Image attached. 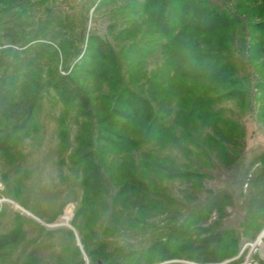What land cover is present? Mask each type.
I'll use <instances>...</instances> for the list:
<instances>
[{
  "label": "trees",
  "instance_id": "obj_1",
  "mask_svg": "<svg viewBox=\"0 0 264 264\" xmlns=\"http://www.w3.org/2000/svg\"><path fill=\"white\" fill-rule=\"evenodd\" d=\"M15 2L0 9V31H5L2 37L11 45L22 38L18 30L25 14V9ZM126 8L129 16L148 17L151 38L144 37L136 48L117 51L108 40L92 36L85 52L77 51V57L82 55V50L84 54L70 73L61 74L53 67L41 74L34 62L47 58V54L58 56L50 45L43 44L46 51L41 50L39 54L45 51L44 55L36 57L24 71L12 66L17 49H0V154L11 156L25 139L39 131L37 115L42 108V93L52 89L65 107L62 118L75 108L77 118L82 119L71 168L80 175L83 191L76 217L88 212L86 234L72 223L83 236L88 263L75 247L70 255H63L60 264H160L178 259L222 263L230 260L240 252L236 232L225 230L191 239V228L206 222L211 211L206 208L181 214L177 209L171 210L179 206V202L168 195L163 183L176 180L200 183L208 177L204 169L212 165L213 158L225 165L240 159L245 129L215 108L223 102L234 101L247 112L252 104L251 79L238 76L233 47L236 35L241 40L240 52L258 76L256 88L264 106V61L258 59L261 55L264 57V21L255 23L236 7L231 13L221 12L203 0H145L143 5L132 2ZM257 34L259 41H254ZM84 38L85 34L82 40ZM29 42L31 40L25 39L21 45ZM159 47L163 55L161 66L150 74H137L145 56ZM128 51L140 59L134 63L135 72L133 64L127 60ZM123 66L128 78L122 72ZM68 70L69 67H65V71ZM83 72L93 73L104 81L110 94L94 101L75 80L74 75ZM171 115L174 116L172 123L169 122ZM60 136L66 144L65 129ZM152 144L158 149L178 147L189 161L179 163L174 156L158 157L150 152L136 162L133 152ZM111 156H120V160L111 161ZM110 186L116 189L113 195ZM133 198L146 202L136 204ZM110 211L115 214L112 226L98 233L95 226L102 215ZM170 211L164 232L146 246L137 248L126 240H108L119 235H144L155 228L149 222L151 213ZM262 228L257 226V231ZM21 241L19 228L1 235L0 257Z\"/></svg>",
  "mask_w": 264,
  "mask_h": 264
},
{
  "label": "rangeland",
  "instance_id": "obj_2",
  "mask_svg": "<svg viewBox=\"0 0 264 264\" xmlns=\"http://www.w3.org/2000/svg\"><path fill=\"white\" fill-rule=\"evenodd\" d=\"M203 1L221 12L231 13L236 7L255 23L264 21V0ZM14 2L25 9L18 30L22 38L18 37V43L11 45L7 38L2 37L5 31L1 30L0 49H17V58L12 66L19 71L26 70L36 57L44 55L46 50L43 44L56 49L58 56L47 54V58L34 62L39 66L41 74L44 75L53 67L63 74L70 73L73 65L83 56L90 44L88 39L92 36L108 40L117 51H126L130 47H138L144 37L151 38L152 35L149 32L148 17L129 16L130 11L126 8L132 2L143 5L145 0H0V9ZM255 36L254 41H259V34ZM25 39L31 42L21 45ZM233 47L238 76L251 79L252 104L247 112H243L234 101L223 102L215 109L222 111L226 119L239 122L244 127V148L240 159L225 165L213 158L212 165L204 169L208 177L203 178L202 182L165 181L163 186L168 195L179 202V206L171 210L177 209L181 214L206 208L211 211L206 222L191 228V239L234 230L240 238V252L222 263H195L178 259L160 264H228L234 261V264H264V234L258 240L264 232V106L259 100L261 93L256 88L259 79L255 69L240 52L239 35L235 36ZM80 49L84 52L82 50V55L77 57ZM41 50L45 51L40 55ZM126 57L133 64L135 72L134 63L140 59L129 51ZM258 59L264 61L262 55ZM162 63L163 55L159 47L145 56L143 67L137 74H150ZM65 67H69L68 72ZM262 71L264 79V66ZM122 72L128 78L125 66ZM74 77L94 101L110 94L107 84L93 73L83 72ZM40 110L37 115L39 131L25 139L11 156L0 154V236L16 228L22 231L21 243L0 257V264H25L30 260L33 264H60L63 255H70L75 247L79 248L88 263L83 251V236L72 224L75 222L86 234L85 220L88 212L76 217L83 195L80 175L71 168V157L78 147L77 137L81 132L82 119L77 118L75 108L62 118L65 107L52 89L42 93ZM173 118L171 115L170 123ZM62 129L68 135L66 144L61 140ZM150 152L158 157L174 156L179 163L189 161L178 147L158 149L154 144L132 155L139 162L144 153ZM110 160H120V156H111ZM109 191L113 195L116 189L110 186ZM133 202L138 204L146 201L133 198ZM164 206L169 208L165 203ZM113 215L111 211L102 215L95 230L102 233L104 228L111 227ZM169 217L171 211L151 213L149 222L155 225L154 229L144 235H119L108 240H126L137 248L146 246L164 232ZM259 225L263 228L257 231Z\"/></svg>",
  "mask_w": 264,
  "mask_h": 264
},
{
  "label": "water",
  "instance_id": "obj_3",
  "mask_svg": "<svg viewBox=\"0 0 264 264\" xmlns=\"http://www.w3.org/2000/svg\"><path fill=\"white\" fill-rule=\"evenodd\" d=\"M263 234H264V232L260 235V237L258 238V240H260L261 239V237L263 236Z\"/></svg>",
  "mask_w": 264,
  "mask_h": 264
}]
</instances>
